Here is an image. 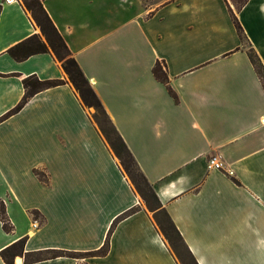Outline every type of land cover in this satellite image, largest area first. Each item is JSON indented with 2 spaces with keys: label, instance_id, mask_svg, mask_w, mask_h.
<instances>
[{
  "label": "crops",
  "instance_id": "obj_1",
  "mask_svg": "<svg viewBox=\"0 0 264 264\" xmlns=\"http://www.w3.org/2000/svg\"><path fill=\"white\" fill-rule=\"evenodd\" d=\"M226 1L41 0L197 264H264V89L246 53L264 65V0ZM32 34L44 40L21 0H0V116L24 77L64 81L0 121L13 227L0 221V251L24 238L13 264H181L53 53L7 52ZM107 236L105 255L32 258L98 250Z\"/></svg>",
  "mask_w": 264,
  "mask_h": 264
},
{
  "label": "trees",
  "instance_id": "obj_2",
  "mask_svg": "<svg viewBox=\"0 0 264 264\" xmlns=\"http://www.w3.org/2000/svg\"><path fill=\"white\" fill-rule=\"evenodd\" d=\"M246 1L247 0H231L236 10L240 9L241 6L246 3ZM21 3L25 7V9L30 13V16L35 22V24L39 27L40 32L44 37V40L41 39L39 35L32 34L27 38L21 40L20 42L14 44L13 46L9 47L7 50L9 55L13 57L15 60L20 61L27 58L29 55L35 53H42L48 51H51L53 53V55L60 62L63 70L67 74L69 82L74 86V88L78 92L83 104L88 107H92L94 109L92 117L96 122L99 130L101 131L103 137L109 144L115 156L118 158L123 172L128 176L134 188L140 194L148 209L153 212V217L160 231L162 232L163 236L169 243L171 249L174 251L178 260L180 262L183 261L182 259L180 260V256L177 252L176 249L177 243L181 246L188 262L190 264H197L193 255L191 254L185 242L183 241L179 231L177 230L172 220L170 219L169 215L167 214L165 209L161 207V204L153 188L151 187L145 175L140 170L137 162L135 161L131 151L127 147L123 138L121 137V135L119 134V132L117 131L111 120L109 119L98 96L91 87L88 79L83 74L77 61L72 56L64 39L62 38L57 28L54 26L53 22L51 21L49 15L47 14L46 10L42 5L41 0H21ZM226 4L229 7L227 1ZM229 12L233 24L239 35V38L242 42H244L245 36L243 34L241 25L234 11L230 7H229ZM246 53L264 89V65L262 64L261 60L259 59L258 55L256 54L255 50L252 47H248ZM152 73L157 80L165 84L169 94L173 97L175 101H177L178 100L177 95L168 84V76L161 62L159 61L155 62V64L152 67ZM63 83H64L63 80L56 78L39 79L35 75H29L24 77L22 79V85L24 88V93L22 97L15 104V106H13L10 110H8L6 113L0 116V121L4 120L5 118L19 111L29 100V98L32 97L35 93L43 89L60 85ZM34 173L40 180L46 181V175L44 172L35 170ZM131 211L132 209H129L125 211L123 214L119 215L117 218H115L111 224L108 234L111 232V229L113 228L115 223L121 218L125 217ZM31 214L34 218H38L39 216V213L35 210L31 211ZM0 221L2 224V228L5 231L12 230L13 227L5 214V208L2 201H0ZM23 242H24V238L20 239L11 247L5 248L0 251V255L6 264H13L10 261L8 254L10 250H12V248L22 247ZM107 251H108V236L104 240L103 245L98 250L82 252V253L67 252L62 250H50L46 252L35 253L32 256V258L35 260H40L45 257H56V256H64V255L70 257H86V256H94V255H105Z\"/></svg>",
  "mask_w": 264,
  "mask_h": 264
},
{
  "label": "rangeland",
  "instance_id": "obj_3",
  "mask_svg": "<svg viewBox=\"0 0 264 264\" xmlns=\"http://www.w3.org/2000/svg\"><path fill=\"white\" fill-rule=\"evenodd\" d=\"M93 109V108H92ZM94 110V109H93ZM176 249H177V252H178V254H179V256H180V260L182 259L183 261H179L181 264H190L189 262H188V260H187V258H186V256H185V254H184V252H183V250H182V248H181V246L177 243L176 244Z\"/></svg>",
  "mask_w": 264,
  "mask_h": 264
},
{
  "label": "built area",
  "instance_id": "obj_4",
  "mask_svg": "<svg viewBox=\"0 0 264 264\" xmlns=\"http://www.w3.org/2000/svg\"><path fill=\"white\" fill-rule=\"evenodd\" d=\"M208 163L209 165L213 166L214 168L217 169H222V165L221 163L218 161V159H216L215 157H211L208 159ZM229 174H231V172H228Z\"/></svg>",
  "mask_w": 264,
  "mask_h": 264
}]
</instances>
